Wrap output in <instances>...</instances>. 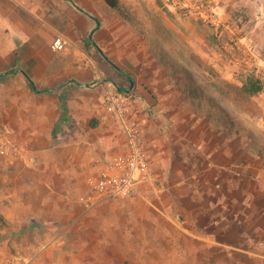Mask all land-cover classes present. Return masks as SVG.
Returning a JSON list of instances; mask_svg holds the SVG:
<instances>
[{
	"label": "rangeland",
	"instance_id": "1",
	"mask_svg": "<svg viewBox=\"0 0 264 264\" xmlns=\"http://www.w3.org/2000/svg\"><path fill=\"white\" fill-rule=\"evenodd\" d=\"M120 2L134 21L120 29V51L135 41L148 63L123 67L132 86L121 122L98 80L102 123L92 116L90 127L106 140L105 158L124 148V123L138 129L149 178L109 198L115 209L67 210L52 181L34 180L52 151L26 150L11 133L6 97L21 86L15 72L0 76V264H264V0H207L217 25L174 0ZM246 76L260 92L242 90Z\"/></svg>",
	"mask_w": 264,
	"mask_h": 264
},
{
	"label": "crops",
	"instance_id": "2",
	"mask_svg": "<svg viewBox=\"0 0 264 264\" xmlns=\"http://www.w3.org/2000/svg\"><path fill=\"white\" fill-rule=\"evenodd\" d=\"M114 11L103 0H0V74L15 72L21 86L18 95L13 90L6 97L9 107L16 108L8 114L9 129L27 144L26 150L50 146L52 158L34 180L52 181V198L63 200L67 210L115 209L117 205L106 199L85 209L80 202L89 191L88 179L99 176L107 158L127 149L126 141L121 151L105 158L106 140L90 127L92 116L94 125L102 123L97 82L118 84L124 75L129 76L123 67L148 63L144 48L140 50L135 41L129 54L120 51L127 38L120 29H126L123 24L128 20ZM56 38L62 39V49L52 46ZM59 134L71 137L70 144L60 143ZM35 249L41 257L49 252V248ZM26 261L32 264L30 258Z\"/></svg>",
	"mask_w": 264,
	"mask_h": 264
},
{
	"label": "built area",
	"instance_id": "3",
	"mask_svg": "<svg viewBox=\"0 0 264 264\" xmlns=\"http://www.w3.org/2000/svg\"><path fill=\"white\" fill-rule=\"evenodd\" d=\"M174 3L184 14L197 20L216 25L220 22L218 12L207 0H174ZM63 45L60 38H56L52 44L56 49H62ZM102 101L106 110L121 122L123 113L128 108L125 93L107 83ZM123 128L127 149L121 154L107 158L99 176L88 179L89 191L80 197L85 209H90L109 198H124L136 191L138 186L149 178L150 161L143 148L140 131L125 123ZM21 264L28 262L24 261Z\"/></svg>",
	"mask_w": 264,
	"mask_h": 264
},
{
	"label": "trees",
	"instance_id": "4",
	"mask_svg": "<svg viewBox=\"0 0 264 264\" xmlns=\"http://www.w3.org/2000/svg\"><path fill=\"white\" fill-rule=\"evenodd\" d=\"M106 5L114 10H116L124 19L128 21H132L131 15L126 11V9L123 7V4L120 2V0H103ZM88 45H92V41L87 40L86 42ZM97 51L101 52L97 49ZM108 61V60H107ZM110 64H113L112 62L108 61ZM118 71V70H117ZM120 75H122L121 71H118ZM0 76H2L0 74ZM124 80L126 81V84H117V88H119L120 91H126L129 87V77L124 76ZM241 87L242 90L247 93L248 95H253L261 91L262 84L259 82V80L252 78L250 76H246L241 80ZM127 264V263H126Z\"/></svg>",
	"mask_w": 264,
	"mask_h": 264
},
{
	"label": "water",
	"instance_id": "5",
	"mask_svg": "<svg viewBox=\"0 0 264 264\" xmlns=\"http://www.w3.org/2000/svg\"><path fill=\"white\" fill-rule=\"evenodd\" d=\"M104 56V55H103ZM104 58L106 59V56H104ZM130 85H132V81L130 80Z\"/></svg>",
	"mask_w": 264,
	"mask_h": 264
}]
</instances>
